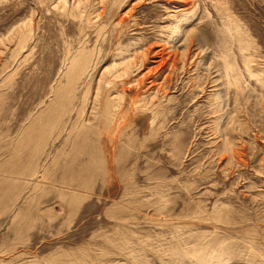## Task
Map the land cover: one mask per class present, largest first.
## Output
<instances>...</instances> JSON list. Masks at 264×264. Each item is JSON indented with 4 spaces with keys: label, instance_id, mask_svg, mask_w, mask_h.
<instances>
[{
    "label": "rangeland",
    "instance_id": "374dc122",
    "mask_svg": "<svg viewBox=\"0 0 264 264\" xmlns=\"http://www.w3.org/2000/svg\"><path fill=\"white\" fill-rule=\"evenodd\" d=\"M0 264H264V0H0Z\"/></svg>",
    "mask_w": 264,
    "mask_h": 264
},
{
    "label": "bare ground",
    "instance_id": "6f19581e",
    "mask_svg": "<svg viewBox=\"0 0 264 264\" xmlns=\"http://www.w3.org/2000/svg\"><path fill=\"white\" fill-rule=\"evenodd\" d=\"M149 50L150 48L146 51L145 54L142 55L143 60L146 59V56L148 55ZM85 59H86L85 57L79 58L77 60L75 59L74 60L75 63L72 64L73 70H71L70 72L74 73V70L78 69L79 72H77L76 70L75 73L82 74L84 69L86 68L85 62H84ZM131 68H132L131 63H128L126 67V71L130 72ZM116 72H117V69L113 72H106V74L115 76ZM71 73H70V76L73 75ZM101 86L102 84L99 85V88H101ZM110 93H106V95H102V93H97V98L95 100L100 102L99 104L100 110L103 107L102 111H98V113H100V117H99L100 124L99 125L101 127L100 126L98 127L97 125L96 126L92 125L93 126L92 128L95 129L94 131L95 134H98L99 132L104 130L101 133L107 132L106 133L108 135L107 138L112 141V139L114 140V139L120 138L122 128L125 127L130 120H128L129 118L126 116V114H124L125 110H124V105H123V102H124L123 99H121V101L118 104H116L114 99L109 98V95H111ZM104 97L105 99H103ZM103 101L105 104L103 103Z\"/></svg>",
    "mask_w": 264,
    "mask_h": 264
}]
</instances>
